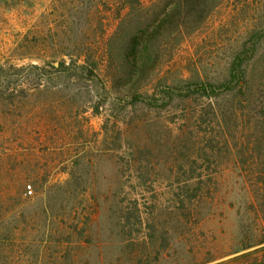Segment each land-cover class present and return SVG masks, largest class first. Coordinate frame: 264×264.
I'll use <instances>...</instances> for the list:
<instances>
[{
  "label": "rangeland",
  "instance_id": "1",
  "mask_svg": "<svg viewBox=\"0 0 264 264\" xmlns=\"http://www.w3.org/2000/svg\"><path fill=\"white\" fill-rule=\"evenodd\" d=\"M244 1L225 2L147 90L159 81L223 78L264 11V0H251L250 10ZM77 6L0 0V216L31 230L23 263L261 262L260 246L235 253L239 221L230 192L237 176L224 148L233 131L212 123L216 106L206 98H176L161 109L130 105L105 69L118 22L102 8ZM82 45L100 82L53 73L61 60L70 62L64 54ZM211 147L219 151L212 164ZM199 175L219 185L215 200L203 204L201 221L195 205L191 214L181 202Z\"/></svg>",
  "mask_w": 264,
  "mask_h": 264
},
{
  "label": "trees",
  "instance_id": "2",
  "mask_svg": "<svg viewBox=\"0 0 264 264\" xmlns=\"http://www.w3.org/2000/svg\"><path fill=\"white\" fill-rule=\"evenodd\" d=\"M228 1L72 0V5L73 10H79L78 4L79 7L88 6L87 11L94 5L112 13L118 22L115 34L106 45L105 69L112 88L124 95L125 100L131 98L130 105L144 104L161 109L169 107L176 98H206L213 108L216 106L209 112L212 123L233 131L231 142L225 141L224 148L233 155L237 176L230 192V206L236 209L239 221L240 243L235 253L258 246L257 251L264 253V11L259 23L252 25L231 57L223 78L192 77L176 84L159 81L153 92L147 90L163 68L174 60L180 47L201 32ZM254 6L251 0L244 1L245 10ZM58 10L60 7L55 9ZM69 16L71 18V12ZM77 50L76 54H64L70 62L61 60L58 67L52 68L53 73L68 80L100 82L98 65L90 50L87 52L83 45ZM211 151L210 164L215 163L219 153L213 147ZM213 176L205 181L199 175L196 184L184 190L182 210L190 207L192 214L195 205L198 221L203 215V204L213 202L219 192ZM8 222L0 216V264H24L20 255L22 249L28 252L31 248L27 239L31 230L28 226L21 229L17 222ZM20 223L28 224L26 220ZM21 232L27 235L23 241ZM80 232L79 239H82L83 232ZM252 253L242 257L249 258ZM252 264H264V255L261 262L254 260Z\"/></svg>",
  "mask_w": 264,
  "mask_h": 264
},
{
  "label": "built area",
  "instance_id": "3",
  "mask_svg": "<svg viewBox=\"0 0 264 264\" xmlns=\"http://www.w3.org/2000/svg\"><path fill=\"white\" fill-rule=\"evenodd\" d=\"M28 192H29L30 194L32 193L31 186H29V188H28Z\"/></svg>",
  "mask_w": 264,
  "mask_h": 264
}]
</instances>
